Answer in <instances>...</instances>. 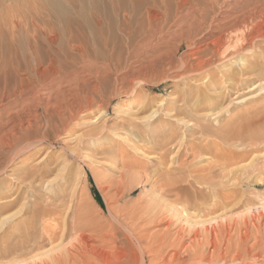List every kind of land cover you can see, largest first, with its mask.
Segmentation results:
<instances>
[{"label":"rangeland","instance_id":"374dc122","mask_svg":"<svg viewBox=\"0 0 264 264\" xmlns=\"http://www.w3.org/2000/svg\"><path fill=\"white\" fill-rule=\"evenodd\" d=\"M41 2L43 6L48 2L45 7H50L53 0H0V61L4 59L8 61L11 57L10 46L15 38L24 37L23 43L28 42L27 35L32 33L34 26L32 20L39 23L43 19L37 18V13L42 12L39 16L43 15V17L45 14H43L45 7L41 8L39 5ZM98 5H103V2H99ZM65 18L72 19L74 16L68 13ZM14 31L18 33L19 38L14 37ZM231 35L233 37L227 40L224 48L229 52L237 48L239 42L241 44L237 38L239 33ZM64 42L66 44L67 41ZM64 45L62 46L68 53L60 47L65 53L58 50L63 53L59 52L61 55L59 53L58 55L64 57L68 54L66 55L68 60L65 59L67 57L59 56L61 62L65 63L67 70H76V76H81L80 79L85 82L87 80L89 88L90 85L93 88L92 90L90 88L91 91L96 90V93L94 92L96 96L92 93L96 98L93 109L81 114L79 120L71 124L69 131L60 129L59 123L46 121L42 107L49 96L52 94L55 96L59 92L61 95L63 91L67 95L66 99L72 101L75 97L68 96L69 93L73 94L75 90L77 91L73 76V78H67L68 80L64 79L67 83L63 80L56 81V84H59L51 88L53 92L44 87L45 90L43 89L42 95L40 94V98H43H41L42 102L27 96L28 98L25 99H28L30 105L24 102L18 108L0 109V222L3 220L2 222L6 223L4 227L1 225L2 222L0 223L2 227L0 229L3 230H0V234L14 239L16 228H24L30 225L35 217L38 219L27 239L17 237L11 243L14 245L17 240V243L21 242L19 245L26 248L16 257L19 262L15 263L41 264L42 261H52V255L56 250L54 246L58 248L61 244V247H68L77 239L76 237L79 236L78 239H80V236H83L78 233H85V237H89L91 244L105 246L106 243H110L114 251H118L120 247L125 248L130 242L133 256L135 254L141 259L144 258L146 264H163L158 258L153 243L157 241L156 236H162L163 233L168 232L170 237L166 238V246L170 243V245L176 243L177 246H181L178 253L184 258L183 264H264V188L255 189L253 185L256 180L254 174L264 178L263 172L245 175L246 178H243L246 180L236 187L216 186L219 193L234 195L230 206L239 205L233 208L229 206L231 209L224 211L220 206L214 208L215 211L212 207H207L208 202H204L200 195L196 196L192 192L181 193L176 197L174 193H163L161 189V186L171 177L185 178L192 171L207 169L212 162L214 163L215 153L199 152L200 148L219 145L218 149H221L226 145L231 148L230 154L242 152L243 148L236 147L237 143H225L219 139V135L201 137L202 131L200 132L199 126L218 127L217 124L212 123L214 117L210 118L207 114L222 109L228 113H223L226 119L222 121V126L228 127L243 122L244 118L233 115L247 117L256 102L264 101V90L259 91L260 86L262 84V87L264 86V75L263 77L260 75L264 74V71L254 72L249 67L240 70L238 63H235L237 65L235 69L237 68L238 71L234 72V69L232 71L234 74L229 71L230 75L234 76L232 81L227 83L222 78L214 83L217 90L228 85L221 90L220 94L208 93L204 97H198L195 90L203 88V85L198 84L203 82L205 77L195 71L194 67L187 69L185 79L172 77L171 74L159 69L157 73L161 71V76L165 77H161L159 73L158 75L153 73V76L141 75L133 82H121L119 80L121 71L112 68L100 83L95 76L93 77L94 72L92 73L89 67L83 66L76 52ZM116 48L117 46H114L103 52L100 51L102 55L100 53L97 65L104 66L108 59L109 62H113ZM95 49L99 52L97 48ZM163 49L162 52L166 50ZM186 51L187 49L183 48L178 58L185 56L184 59H188ZM246 51L245 56L243 54L244 59L256 58L257 61H264V59L259 60L258 50L249 48ZM62 59L65 60L62 61ZM222 60L224 59L218 60L219 63L211 67V72L220 73L223 66L227 64L230 66L231 61L226 63V60ZM79 69L82 71L80 72ZM165 73L167 75H164ZM0 77L1 88L3 78ZM255 86L260 88L250 91ZM71 87H74L73 90ZM54 89L58 90L54 91ZM247 98L249 101H245ZM29 100L34 102H32L33 105ZM262 108L264 106L261 109L255 107V111H264ZM37 109L42 113L40 120H34L35 118L32 117ZM153 113L156 114L153 115ZM28 121L35 124L32 130L26 127ZM254 133L261 135V131L258 130ZM28 141L30 143H27ZM263 145L264 143L261 146ZM258 153L245 157L241 166H249L254 158L262 162L264 152ZM210 175L214 179L212 180L216 181L215 183H220L218 168H214ZM207 179L209 176L195 181L197 185L202 186L201 190L205 193L209 192V188H206ZM93 184L99 192L103 206L95 199L91 190ZM242 197L243 200L246 197L249 198L248 203L240 204ZM34 207L38 208L40 213L44 212L43 216H49L46 222H41L39 214L32 211ZM185 210L188 213L198 214L191 218L192 220L190 218L187 220L188 217L183 213ZM251 217L255 221L251 220ZM256 217H259V220ZM217 221L223 223L222 233L226 230L222 237H220L222 233L214 238L208 237L206 232L202 233L205 230L204 227L218 225ZM247 223L250 224L247 225ZM57 224L69 226L70 229H68L72 235L68 231L70 236L67 234L68 237L63 241L64 243L55 241L49 244L46 238L53 233L49 227ZM8 226L10 230L6 232ZM196 228L202 229H200L202 232L199 234V239L194 235ZM130 230L137 236H144L146 240L142 246L135 238H132ZM179 231L182 237L176 236ZM227 232H230L229 235ZM37 235L40 238H36ZM169 238L172 241H169ZM177 238L180 240L178 241ZM191 244L193 247L190 246ZM172 248L173 245L167 247L165 255L169 253L168 260L176 252ZM187 250L188 254L185 252ZM6 261H10L9 255L0 248V264H7ZM67 264H73V262Z\"/></svg>","mask_w":264,"mask_h":264},{"label":"bare ground","instance_id":"6f19581e","mask_svg":"<svg viewBox=\"0 0 264 264\" xmlns=\"http://www.w3.org/2000/svg\"><path fill=\"white\" fill-rule=\"evenodd\" d=\"M99 2H103V5H98ZM47 3L48 2H46L45 6L48 5ZM39 5L41 8L45 7L42 5V2L39 3ZM68 13H71L74 18H65V15ZM39 14H42V12L37 13V15L35 13L37 18L40 20L43 19L41 22L38 20L39 23L36 21L34 22V20L30 18L34 26L32 33L27 35L29 38L28 42L23 43L24 37L22 39L21 37L19 38L18 33L14 31V37L17 36L19 39L15 38L10 46L11 57L8 61H5V59L0 61V76L3 78V84L0 88V109L7 110L15 107L18 108V106L24 102L25 104L30 105L27 101L28 99H25L27 96H32V100L37 99L36 101L39 100L38 102H42L43 98H40V94L43 89L45 90L44 87H47L50 90L53 86L59 84H56V81H64V79L73 76L75 77L74 85L76 86L77 91L75 90L76 95H74L75 91H72L73 94L68 92L70 94L68 96H75L72 98V101H70L71 99H66L67 95L64 94L65 92L63 93L62 91L61 95L59 94L60 92H55L57 95L55 94V96H53L54 94H52L49 96L48 101L46 100L47 102H43L44 107H42V113L47 119L46 121L59 123V128L63 131L68 130L71 124L74 121H77L81 114L83 115L87 110H92L96 99L93 96V94L95 95L96 90L94 89L95 91H91L93 89L91 88V83L89 84L91 88L90 90L87 84L88 81L86 80V83L80 79L81 76H76V70H67L65 63L61 62L59 59V56L65 53L60 49V47H63L62 45L65 44V40L67 41L65 44L67 45L66 48L68 47L73 50V52H76L79 59H81L80 61L83 63V66L89 67L92 73L94 72L93 74H95L93 77L95 76L97 82L100 83L112 68L116 71H121L119 74V80L121 82H133L141 75L144 76L150 74L153 76V73L157 75L159 73L161 76V71H158L157 73V70L159 69L171 74L172 77L185 79L188 73L187 69L194 67L195 71L205 77V80L198 84L201 86L203 85V88H197L195 94L198 97H204L208 93H211V95L220 94L222 92L221 90L228 86L226 85L224 88L222 87L221 90H217L214 83L217 79L220 80L222 78H224L227 83L232 81L234 76L232 75V77L230 73L235 69V63H238L237 65L240 70L245 68L248 69L249 67L254 72L257 70L264 71V61L262 62L261 60L264 59V0H53V2L50 3V7L44 8V17L43 15L39 16ZM20 30L22 31V29ZM25 33H23V35L27 34ZM235 33H239L237 38H239L241 44L239 42V46L235 49L233 48L234 50L232 52H229V50H225L224 48L227 44V40H230L229 38L233 37L231 34ZM114 46H117V52L115 53L113 62H109V59L107 58L108 60L104 66L97 65L100 53L107 48ZM63 48L65 49V47ZM95 48H97L99 52H96ZM163 48L166 49L164 52H162ZM183 48L187 49L186 54H188V59H184L185 56L181 59L178 58L179 53ZM249 48L260 52V55L258 54L257 56H260L259 60H261V62L257 61L258 59L255 60L256 58L254 60L243 58V54L245 56V51ZM58 50H61L63 53ZM58 53L60 55H58ZM254 54L256 55V53ZM66 55L68 54H65V56L63 55L64 57H60L65 58L67 57ZM3 58H6V56H3ZM65 59L67 61L68 57ZM221 59L226 60V63L231 61L229 62L230 66H228V64L225 65L227 67L223 66L222 71H219L220 73L211 72V67L214 64L219 63L217 61ZM64 60L62 59V61ZM236 69L234 72L238 71ZM81 71L82 70H80V72ZM83 73H85V71H83ZM167 73L164 75H167ZM260 75L263 77L264 74L261 73ZM64 82L67 83V81ZM1 83L2 82L0 81V86ZM262 85H259L261 88L255 86V88L250 91L259 87V91L263 92L264 86L262 87ZM74 87H71V89ZM56 90L58 89H54V91ZM61 90H63V88ZM256 97H258V95ZM24 99L26 101H24ZM249 99L251 100L250 97ZM245 101H249L248 98ZM240 103H242V101ZM263 106L264 101L256 102V104L252 106V112H249L248 116L245 113L247 117L233 113L235 114L233 116L242 119L244 118V120L241 122L240 119H238L241 122L240 124L236 123L237 125L232 124L233 126L231 125L228 127L221 125L222 121L226 119L223 113H227L226 111H222L223 109L207 114L210 118L214 117L212 123L217 124L218 127L209 128L208 125L199 126L201 129L200 132L202 131L201 137L205 138L212 135H219V139L225 143H237L236 147H242V152L230 154L229 149L231 148L228 146L226 147V145L221 149H218L220 148L219 145H217V147L207 146L198 149L199 152H206L207 154L215 153L214 163L212 162L207 169L192 171L191 174L186 175L185 178L180 179V177H171L161 186L163 193H174V196L178 197L181 193L192 192L196 196L200 195L204 202H208L207 207H212L213 210L216 207L219 208V206L223 211L231 209L234 206H239H230V201L234 199V195H224L219 193L216 186L236 187L246 180H244V178H246L247 175L254 174L255 172H263L262 175L264 174L263 158L262 162L254 158L249 166H241L245 161V157L250 156L253 153L264 152V145L261 146L264 143V111H259ZM255 107L260 108L258 110L259 112H256L257 110L255 111ZM193 108H196V106H193ZM262 109L264 110V108ZM42 113L37 109L32 117L35 118L34 120H40ZM154 114L156 113H153V115ZM238 120L237 122H239ZM31 122L32 121H28L26 123L28 130H32L35 127V124ZM257 130L261 131V135L254 133ZM27 143L30 142L28 141ZM37 145L39 146V144ZM27 147L28 146L26 145V148ZM214 168H218L220 171V183H215L216 181H213L214 179L212 178V175H210ZM206 176H209V179H207L208 186L206 187L209 188L208 193L203 192L201 190L202 186L195 183L196 179ZM259 176L260 175L254 174L256 180L253 182V185L255 186V189L264 188V178H259ZM247 178H249V176ZM223 179L225 180L224 182ZM248 180L249 179H247V181ZM248 201L249 198L246 197L243 200L242 197V200L239 203L246 204ZM229 206L231 208H229ZM32 211L39 214V219L41 218L42 220L41 222H46L49 218L47 215L43 216L44 212L43 214L40 213L41 211L38 208L34 207V210L32 209ZM183 213L188 217L187 220L189 218L192 220L191 218L198 214H194L193 212L188 213L186 210ZM257 218L259 220V217H256V219ZM37 220L38 219L35 217L30 225L20 229L16 228V236L14 239L0 234V248L5 250L10 258L9 262L6 261L8 262L7 264H10L11 262H19L16 257L20 255V253H23L26 248L19 245L21 242L17 243V240L16 243L14 242L15 244L13 243L14 245H11V243L17 239V237L27 239L30 230L33 228ZM251 220L255 221L252 217ZM246 222L247 220L245 223ZM4 224L6 223H1L2 227H4ZM224 224L226 225V223ZM249 224L247 223V225ZM1 225L0 228H2ZM59 225L60 224L49 225L51 232H53L46 238L49 244H52L55 241L62 243L66 237L70 236L71 232L69 231V226ZM215 225L217 224L204 227L205 230L203 232L201 231V228H196L194 229V235L198 238L201 232H206L205 234H207L208 237L213 236L212 238H214L215 236H219L220 233H222L221 230L223 223L218 222V225ZM226 226H228V224ZM9 230L8 226L6 232ZM180 231L176 236L180 235L182 232ZM223 231H225L223 232L225 234L226 230ZM129 233H132L130 234L132 238H135L141 246L144 244V241L146 240L144 236H137L134 231ZM167 233L168 232L163 233L162 236H156L155 238L157 241H154L153 243L155 245V250L158 253L159 260H161L163 264H183L182 262L184 258L180 257V254L178 253L181 246H177L176 243L172 244L176 252L170 256V260H168V251V254L165 255L167 247H172V245H170L171 243L166 246V238H168V236L170 237ZM223 233L220 237H222ZM227 233L229 235L230 232ZM67 234L69 235L67 236ZM78 234L83 236H80V239H78L79 236L76 237L77 239L75 240L77 241L74 242V240L68 247H61V244H58L59 246L57 248L53 245L56 250L55 254L52 252L54 254L51 258L52 261H42L43 263L41 264H50L49 262H52L51 264H67L71 262H73V264H146L144 258L141 259L135 254L133 256L132 245L130 242L127 243L128 245L125 248L120 247L118 251H114V247H111L110 243H106L105 246H97L91 244V240L89 237H85V233ZM180 236L182 237V234ZM36 238H40V236L37 235ZM196 238L194 237L195 241H197ZM170 240L171 239L169 238V241ZM177 240L179 241L180 239L177 238ZM7 244L9 245L7 246ZM174 244H176V246ZM190 246L193 247L192 244ZM52 248L53 247H51V249ZM185 252L188 254V250Z\"/></svg>","mask_w":264,"mask_h":264},{"label":"trees","instance_id":"16d2710c","mask_svg":"<svg viewBox=\"0 0 264 264\" xmlns=\"http://www.w3.org/2000/svg\"><path fill=\"white\" fill-rule=\"evenodd\" d=\"M91 190L95 196V199L103 206L102 199H101L99 192L97 191L96 187L94 186V184L92 185Z\"/></svg>","mask_w":264,"mask_h":264}]
</instances>
